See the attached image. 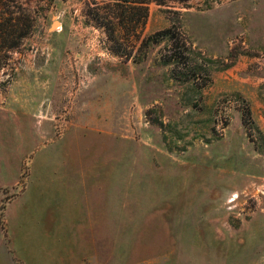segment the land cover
I'll return each instance as SVG.
<instances>
[{
	"label": "rangeland",
	"instance_id": "rangeland-1",
	"mask_svg": "<svg viewBox=\"0 0 264 264\" xmlns=\"http://www.w3.org/2000/svg\"><path fill=\"white\" fill-rule=\"evenodd\" d=\"M186 4L127 42L92 0L27 2L0 66V264H264V0Z\"/></svg>",
	"mask_w": 264,
	"mask_h": 264
},
{
	"label": "trees",
	"instance_id": "trees-1",
	"mask_svg": "<svg viewBox=\"0 0 264 264\" xmlns=\"http://www.w3.org/2000/svg\"><path fill=\"white\" fill-rule=\"evenodd\" d=\"M29 0H0V66L5 63L8 52L18 48L21 42L32 32L34 19L26 4ZM52 1V0H42ZM95 10L106 11L99 13L91 12L95 23L104 27L109 38L114 37L116 32H121L127 42L139 39L143 31L148 15L149 7L154 4L159 7H167L170 3H178L188 8L189 0H92ZM99 3H102L101 5ZM101 12V11H100ZM160 33H155L143 39L142 44H157L154 39ZM169 35L170 29L161 32ZM172 39V36H171ZM228 67V66H227Z\"/></svg>",
	"mask_w": 264,
	"mask_h": 264
},
{
	"label": "water",
	"instance_id": "water-1",
	"mask_svg": "<svg viewBox=\"0 0 264 264\" xmlns=\"http://www.w3.org/2000/svg\"><path fill=\"white\" fill-rule=\"evenodd\" d=\"M54 26H56V25H54ZM54 26H53V27H54Z\"/></svg>",
	"mask_w": 264,
	"mask_h": 264
}]
</instances>
